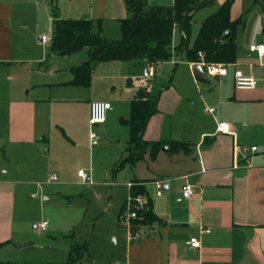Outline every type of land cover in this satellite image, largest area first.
I'll list each match as a JSON object with an SVG mask.
<instances>
[{
  "label": "crops",
  "instance_id": "1",
  "mask_svg": "<svg viewBox=\"0 0 264 264\" xmlns=\"http://www.w3.org/2000/svg\"><path fill=\"white\" fill-rule=\"evenodd\" d=\"M147 2L170 7L174 0ZM253 4L261 13L263 36L257 43H264V17L255 0ZM54 14L101 20L102 36L108 40L120 37V21L129 16L125 0H0V263L70 264L72 249L86 242L87 252L75 264H264V57L249 51L252 43L238 44L237 30L246 25L242 15L237 17L231 8L232 19L242 22L235 33L236 61L225 64L228 75L209 76L203 68L206 77L197 76L198 63L177 54V45H172L169 60L156 64L151 78L163 65L171 66L173 74L155 92L146 84L157 97V112L148 121L144 140L163 144L154 155L147 149L143 159L124 167L131 170L128 195L141 187L156 220L141 226L140 237L131 239L130 229L119 220L127 198L115 219L116 238L91 246L76 235L60 233L59 213L69 209L64 206L74 192L70 187L78 186L69 180L73 159L77 160L69 129L90 126L92 101L110 102L105 122L95 126L100 125L104 136L127 127L120 130L124 147L118 163L127 154L130 138L122 119L130 117L131 99L145 86L133 78H144L149 63L96 62L89 85L70 84L72 68L85 62L88 52L69 56L52 52L53 32L48 42H42L47 26L54 28ZM60 59L67 64L61 65ZM236 70L253 76L256 87L237 89ZM59 104L75 105L65 110V120ZM79 104L81 120L75 108ZM220 122L231 124L233 133L219 131ZM56 128L72 148L53 142ZM97 136L99 142L102 137ZM236 145L257 150L244 152ZM80 170V183L92 185L78 175ZM158 180L164 182L161 196L154 184ZM185 183L194 187L189 199L182 197ZM42 192L48 194L43 202L35 197ZM43 220H48V230L32 228ZM192 237L199 238V248L189 245Z\"/></svg>",
  "mask_w": 264,
  "mask_h": 264
},
{
  "label": "trees",
  "instance_id": "2",
  "mask_svg": "<svg viewBox=\"0 0 264 264\" xmlns=\"http://www.w3.org/2000/svg\"><path fill=\"white\" fill-rule=\"evenodd\" d=\"M215 1L174 0L172 6L162 7L149 6L147 0H125L129 16L120 21V37L113 40L102 36L101 20L65 19L54 14L51 50L61 56L87 50L88 59L72 68L74 77L70 81L72 85L84 86L91 83L93 64L96 62L143 60L149 64H158L169 60L172 56L175 28H178L182 35L174 50L187 61L232 64L237 58L236 27L242 22L241 19L233 20L231 17L235 0H225L211 13L201 23L193 43L190 42L194 14L200 9L212 7ZM255 2L260 6L264 17V0ZM227 31L228 38L225 37ZM156 112L157 97L151 94L147 85L141 86L131 99L130 117L122 119L130 129V138L127 154L117 163L114 172L128 164L135 165L143 159L147 149H150L151 155L161 149L162 142L144 140L148 121ZM129 197L135 204L138 197L145 200V192L141 187H135ZM127 202L128 199L120 212V222L127 210ZM131 210L136 212V218L130 220L133 231L156 220L149 201L145 200L142 208L131 207ZM87 249L86 242L74 247L70 264H75Z\"/></svg>",
  "mask_w": 264,
  "mask_h": 264
},
{
  "label": "rangeland",
  "instance_id": "3",
  "mask_svg": "<svg viewBox=\"0 0 264 264\" xmlns=\"http://www.w3.org/2000/svg\"><path fill=\"white\" fill-rule=\"evenodd\" d=\"M219 1L220 0H216L212 7L201 9L195 14L190 36L191 44L200 29L201 22L207 15L217 9ZM253 1L254 0H235L232 7L235 15L237 17L242 15L246 21L245 28L239 27L237 30L238 44L243 47L251 43L257 44L258 40L263 36L260 9L257 5L254 6ZM52 32L53 26L49 25L43 33L51 36ZM180 38V31L178 28H175L172 45H178ZM85 51L81 54H85ZM60 60H62L60 63L61 65L67 64L66 59ZM261 65L263 66L264 63ZM181 66L182 64H180L179 69ZM139 74H141V70L138 75ZM172 74L171 66L166 68L163 65V67L161 66L157 69L155 78L135 79L134 77L133 79L135 83L140 84L143 82L144 85L149 84V87L155 92L170 81ZM74 106L75 105L71 104L58 105V108L60 107L63 109L62 113L64 120L65 110L71 107L74 108ZM75 108H77L81 120L83 115L82 107L79 104L76 105ZM99 127L100 125L91 128L88 125L85 130L83 124L78 126L74 125L69 129L70 133H73L72 136L69 134L68 130L63 127L67 135H70L71 137H69L75 143L73 145V151L75 152L77 160L76 158L73 159L72 172H69V180L77 183L78 186L70 187L74 192L67 198V204L64 206L69 209L59 213L60 225L62 226L60 233L64 235H76L83 241H89L91 246L93 244L95 246L105 239L113 242V239L116 238L114 236L115 234H113V230L116 228L115 219L119 208L129 196L127 181L131 175V170L128 167L114 173L115 163H117L124 147V140L120 130L121 128H126L127 130V127L121 126L118 129H112L110 136H104ZM92 131L98 135L100 134L102 137L97 144H93L89 138L90 132ZM51 138L57 145L69 144L72 148V145L59 128L54 130ZM80 168L87 174L89 177L88 181H91L92 185H83L80 183V180L77 178V171ZM104 173L108 175L106 178H104ZM58 179L61 181L62 178L59 176ZM110 184H112V186ZM35 197L40 198L41 202H43V198L48 197V194H43V192L37 193ZM53 202H56L55 198L52 199V203Z\"/></svg>",
  "mask_w": 264,
  "mask_h": 264
},
{
  "label": "built area",
  "instance_id": "4",
  "mask_svg": "<svg viewBox=\"0 0 264 264\" xmlns=\"http://www.w3.org/2000/svg\"><path fill=\"white\" fill-rule=\"evenodd\" d=\"M51 39L49 35H42L41 40L42 42H48ZM249 51L252 53H256L260 58L264 57V43H257V44H251L249 46ZM201 55V53H200ZM202 67H204L205 72L209 76H226L228 75V67L223 64V63H211L207 64L203 60L198 63ZM156 71V64H148L143 71V77L144 78H151L154 76ZM234 79H235V87L237 89H243V90H252L256 87L257 85V80L253 76H248L243 74L241 71L236 70L234 72ZM111 107V103L107 101H100V100H95L92 101L90 104V118H89V123L91 127H94L95 125L104 123L107 117L108 110ZM206 111L208 112H214V108H206ZM218 130L224 133L232 134L233 133V127L231 124L228 122H220L218 124ZM99 137L95 132H90V140L93 144H96L98 142ZM237 150H242L244 152H249V151H256L257 147L252 146H242V145H236ZM78 175L83 179L84 182L89 180V177L87 174L84 172V170H80L78 172ZM52 179H55L56 177L53 175L51 177ZM155 187L157 189L156 194L158 196H161L163 194V189H164V182L161 180L155 181L154 182ZM182 197L185 199H189L193 196L194 194V187L193 185L189 183H185L182 186L181 189ZM145 200L142 197H138L135 200V204H133V201H131V198L128 197V202H127V210L125 214L122 216V222H124L128 228L131 231V239H136L140 237V233L138 231H133L131 230V224L130 220L133 218H136V212L131 210V207H134L135 209H140L144 206ZM32 228L34 230H39V231H46L49 228V222L48 220H43L41 222H36L32 224ZM205 233H209L210 230L206 229L204 230ZM189 245L197 249L200 247V240L198 237H192L189 240Z\"/></svg>",
  "mask_w": 264,
  "mask_h": 264
},
{
  "label": "water",
  "instance_id": "5",
  "mask_svg": "<svg viewBox=\"0 0 264 264\" xmlns=\"http://www.w3.org/2000/svg\"><path fill=\"white\" fill-rule=\"evenodd\" d=\"M225 37L228 38L229 37V32L227 31L226 34H225ZM194 72L197 76H200V77H206L205 76V72H204V69L201 65H196L195 68H194Z\"/></svg>",
  "mask_w": 264,
  "mask_h": 264
}]
</instances>
